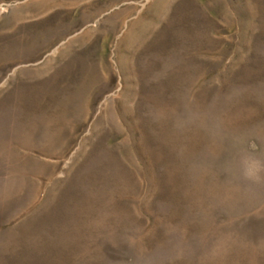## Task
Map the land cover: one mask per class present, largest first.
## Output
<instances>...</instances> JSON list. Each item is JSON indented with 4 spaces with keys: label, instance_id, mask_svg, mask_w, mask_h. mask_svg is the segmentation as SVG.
<instances>
[{
    "label": "rangeland",
    "instance_id": "374dc122",
    "mask_svg": "<svg viewBox=\"0 0 264 264\" xmlns=\"http://www.w3.org/2000/svg\"><path fill=\"white\" fill-rule=\"evenodd\" d=\"M0 264H264V0H0Z\"/></svg>",
    "mask_w": 264,
    "mask_h": 264
}]
</instances>
